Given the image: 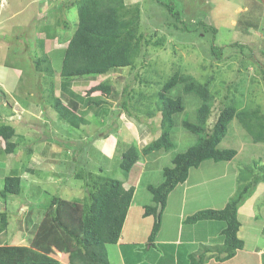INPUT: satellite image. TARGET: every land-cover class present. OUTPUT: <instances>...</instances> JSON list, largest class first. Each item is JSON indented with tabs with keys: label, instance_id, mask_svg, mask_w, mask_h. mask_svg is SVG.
Masks as SVG:
<instances>
[{
	"label": "rangeland",
	"instance_id": "rangeland-1",
	"mask_svg": "<svg viewBox=\"0 0 264 264\" xmlns=\"http://www.w3.org/2000/svg\"><path fill=\"white\" fill-rule=\"evenodd\" d=\"M74 1L0 0V124L15 129L13 141L18 144L13 152L6 153L5 141L0 138V191L6 177L20 175L23 179L19 196L10 195L7 200L0 196V212L7 210L9 215L8 232L0 236V242L31 246L36 224L41 223L45 207L54 196L76 200L87 195L86 180L76 176L83 169L85 175L93 172L123 181L126 189L134 187L132 215L141 219L144 207L154 204L147 186L159 185L163 168L172 166L173 156L197 142V136L185 130L182 123L186 117L195 121L198 101L185 95L182 86L172 93L173 97L181 95L186 106L173 130L174 149L142 157L127 176L119 168V157L132 143L142 149L160 136L162 116L156 94L162 85L157 83L178 70L211 83L215 105L210 126L226 97L242 99V107L260 106L264 111V0H125L129 6L139 5L142 31L153 42L161 39L162 45L142 48L135 68L98 77L92 85L111 83V95L93 94L104 99L103 105L94 110L87 102H79L80 111L90 123L72 128L47 103L52 88L54 95L68 96L62 90L61 57H53L55 73L51 77L37 70L35 61L53 47L65 48L59 40L74 32L71 24L78 19ZM162 3H173L181 11L187 31L181 24L173 27L176 20ZM203 23L216 28L217 34L207 32ZM58 30H63L62 36ZM48 33L55 37L49 40ZM40 41L43 52L39 50ZM234 43L238 46L231 47ZM213 45L222 49L220 60L212 55ZM126 87L128 94L124 92ZM72 90L84 97L88 89L73 85ZM125 100L130 115L123 108ZM150 111L154 116L147 113ZM219 147L234 149L238 155L231 162L207 160L191 169L185 184H191L187 198L180 199L178 206L172 193L162 219L165 212L183 213L188 218L201 210L223 209L238 189L248 184L251 187L239 207V216L244 220L252 218L253 211L264 212V142H254L236 119ZM247 203L249 208L241 209ZM146 219L139 233L143 243L138 244L144 255L156 251L148 241L155 218ZM250 221L249 227L260 223ZM183 228L184 235L203 238L220 232L203 224H186ZM171 229L177 233L178 225Z\"/></svg>",
	"mask_w": 264,
	"mask_h": 264
},
{
	"label": "trees",
	"instance_id": "trees-1",
	"mask_svg": "<svg viewBox=\"0 0 264 264\" xmlns=\"http://www.w3.org/2000/svg\"><path fill=\"white\" fill-rule=\"evenodd\" d=\"M72 5L78 19L75 24H71L74 27L73 34H68L67 39L61 37L59 40L66 45L65 48L53 47L48 53H44L43 41H40L39 50L43 55L35 61V66L37 70L44 71L51 77L55 73L52 59L55 56L61 57L59 73L62 90L68 96L58 97L53 94L52 88L47 103L66 124L72 128H81L90 122L84 117L85 113L80 111L78 103L87 102L89 109L94 110V107L103 105L104 99L96 95L93 97V94L99 92L110 96L113 90L111 83H92L113 70L135 68L142 48L150 45L161 46L162 40L153 42L152 37L142 31L141 9L138 4L129 6L125 0H75ZM162 5L175 18L173 27L178 28V24H181L183 30L187 31L186 23L181 19V11L176 10L173 3ZM202 25L207 32L217 34V29L213 26L207 23ZM58 32L62 36L63 30ZM68 32L72 33L70 30ZM54 33H48L49 40L55 37ZM236 46L238 43L231 45ZM211 52L217 60L222 58V49L213 45ZM143 81L146 82L144 79ZM77 84H84L88 89L84 97L72 90L73 85ZM157 84L162 85L161 91L156 94L157 110L162 116L161 134L142 149L135 142L127 146L119 157L120 170L127 176L142 157L175 148L173 130L177 126L178 116L185 112L186 106L181 95L173 97L172 93L181 86L185 95L194 96L198 101L195 121L186 117L182 123L185 130L197 136V142L185 152L173 156L172 166L163 168V181L159 185L147 186L154 201L153 205L145 207L144 213L145 217L155 218L149 237L152 245L162 227V215L170 194L178 185L187 181L190 170L198 168L207 160L231 162L238 155L234 149L219 147L233 120H238L254 142H264V111L260 106L242 107V99L226 97L224 106L220 107L216 120L210 126L209 120L215 105V93L211 90L210 82H201L178 70L164 82ZM124 92L128 94V87ZM123 108L129 114L127 100L123 103ZM147 113L150 116L155 114L152 111ZM16 136L12 126L0 124V138L5 141L6 153L13 152L18 146L13 141ZM76 176L86 180L89 187L87 195L76 200L54 196L45 207L46 213L36 228L31 246L0 247V264H110L106 245L119 242L134 200L135 188L126 189L123 181L109 176L96 175L93 172L85 175L84 169ZM22 183L20 175L6 177L0 196L4 200L10 195L19 196L23 189ZM250 187L251 184L241 186L225 208L201 210L186 219L188 224L215 220L223 221L226 225L223 230V245L216 249L202 246L197 253L191 255V264H205L212 258L226 261L244 248V241L238 237L241 227L238 211ZM8 227L9 215L5 210L0 212V236L7 232Z\"/></svg>",
	"mask_w": 264,
	"mask_h": 264
},
{
	"label": "crops",
	"instance_id": "crops-1",
	"mask_svg": "<svg viewBox=\"0 0 264 264\" xmlns=\"http://www.w3.org/2000/svg\"><path fill=\"white\" fill-rule=\"evenodd\" d=\"M77 86H81L82 88L85 87L84 84L82 85L77 84ZM186 183L187 181L183 184L178 185L176 189L172 192L175 193V195L177 196L176 202L178 206L180 199L185 200L190 190L191 184L189 183L188 185H185ZM249 205L250 203H247L241 209L249 208ZM134 208L135 206L133 200L119 242L117 244L106 245V251L108 254L110 264H151V263L157 264L156 262H158V264H191L190 262L191 255L197 253L202 246L217 247V246H222L224 243L223 242L224 239H222V236H223V230L226 225L225 223H221L222 221L213 220V221H204V222L196 223V225L203 224L204 226H208L210 229L219 228L220 232L218 236L215 235L212 236L210 234H207V236L204 238L197 235L195 236V234L187 236L184 235L185 227L183 228V226L188 224L186 223V219H187L186 216H184L183 213H177L173 211L165 212V215L162 219L161 232L158 238H156L154 245L149 246L152 250L155 249L156 251H150L149 254L144 255L142 254V248L138 244L143 243L139 233H140L141 225L146 222L145 220H147L146 219L147 217H145L144 215L145 207L142 215L143 217L141 219L137 217H133L132 210ZM167 209L168 207L166 206L165 210ZM43 217L41 218V220H43ZM151 217L154 218L153 216H149V218ZM263 217H264L263 211H261L259 214L253 211L252 218L250 219H253L254 222H260V223H258L255 227L252 226L249 227L247 225L251 224L252 221H250L249 218H245L244 220H242L241 215L239 216L238 214V218L241 222V227L238 233V237L244 241L245 243L244 248L242 250H238L236 255L232 259L226 261H219L217 260V258H212L207 260L205 264H264V218ZM36 225L38 226V223ZM153 225H154V221H152V223L150 224V228L151 227L153 228ZM173 225H178L177 233H175L171 229ZM182 228L183 230L181 232ZM36 230L35 232H33L34 234L36 233ZM7 232L2 235H6ZM149 237H148V241H149ZM2 246L23 247L29 245H23V244L15 245V244H8V242H0V247ZM55 251L59 255H61L57 250ZM150 260L152 262H150ZM60 264H64V263L60 262Z\"/></svg>",
	"mask_w": 264,
	"mask_h": 264
}]
</instances>
